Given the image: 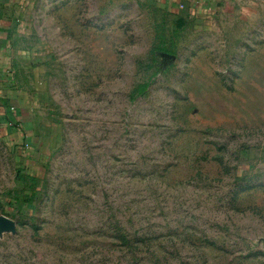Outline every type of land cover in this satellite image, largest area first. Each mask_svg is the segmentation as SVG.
I'll use <instances>...</instances> for the list:
<instances>
[{
	"label": "rangeland",
	"instance_id": "374dc122",
	"mask_svg": "<svg viewBox=\"0 0 264 264\" xmlns=\"http://www.w3.org/2000/svg\"><path fill=\"white\" fill-rule=\"evenodd\" d=\"M34 7L0 264H264V0Z\"/></svg>",
	"mask_w": 264,
	"mask_h": 264
},
{
	"label": "crops",
	"instance_id": "0c3cea01",
	"mask_svg": "<svg viewBox=\"0 0 264 264\" xmlns=\"http://www.w3.org/2000/svg\"><path fill=\"white\" fill-rule=\"evenodd\" d=\"M34 3L0 0V133L15 142L20 138L26 148L33 144L31 126L39 116L23 70L33 50Z\"/></svg>",
	"mask_w": 264,
	"mask_h": 264
}]
</instances>
